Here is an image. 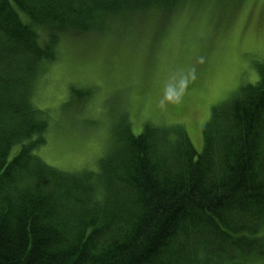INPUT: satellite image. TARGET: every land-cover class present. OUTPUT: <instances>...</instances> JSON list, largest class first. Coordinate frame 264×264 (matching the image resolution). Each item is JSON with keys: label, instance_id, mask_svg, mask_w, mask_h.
<instances>
[{"label": "trees", "instance_id": "trees-1", "mask_svg": "<svg viewBox=\"0 0 264 264\" xmlns=\"http://www.w3.org/2000/svg\"><path fill=\"white\" fill-rule=\"evenodd\" d=\"M181 1L0 0V264H264V63L213 108L199 154L155 125L123 133L96 173L36 153L47 114L32 89L61 37Z\"/></svg>", "mask_w": 264, "mask_h": 264}, {"label": "rangeland", "instance_id": "rangeland-1", "mask_svg": "<svg viewBox=\"0 0 264 264\" xmlns=\"http://www.w3.org/2000/svg\"><path fill=\"white\" fill-rule=\"evenodd\" d=\"M103 30L63 35L32 89L47 114L36 153L62 171L98 172L123 133L145 125L183 129L199 154L213 108L264 63V0H183Z\"/></svg>", "mask_w": 264, "mask_h": 264}]
</instances>
